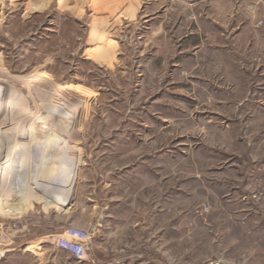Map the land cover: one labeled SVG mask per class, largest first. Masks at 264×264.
<instances>
[{"label": "rangeland", "instance_id": "obj_1", "mask_svg": "<svg viewBox=\"0 0 264 264\" xmlns=\"http://www.w3.org/2000/svg\"><path fill=\"white\" fill-rule=\"evenodd\" d=\"M262 35L264 0H0V264H264Z\"/></svg>", "mask_w": 264, "mask_h": 264}, {"label": "built area", "instance_id": "obj_2", "mask_svg": "<svg viewBox=\"0 0 264 264\" xmlns=\"http://www.w3.org/2000/svg\"><path fill=\"white\" fill-rule=\"evenodd\" d=\"M76 236H78L77 234H76ZM75 252H76V257L79 259V260H84L85 259V255H84V251H82V249L81 248H77V250H75Z\"/></svg>", "mask_w": 264, "mask_h": 264}, {"label": "crops", "instance_id": "obj_3", "mask_svg": "<svg viewBox=\"0 0 264 264\" xmlns=\"http://www.w3.org/2000/svg\"><path fill=\"white\" fill-rule=\"evenodd\" d=\"M235 24H234V28H233V26H231L232 27V30H234V31H238V29H239V25H238V22H237V20L234 22ZM233 25V24H232ZM238 36V35H237ZM262 38L261 39H263V42H264V35H262L261 36Z\"/></svg>", "mask_w": 264, "mask_h": 264}]
</instances>
